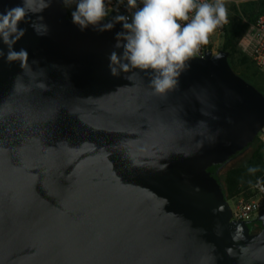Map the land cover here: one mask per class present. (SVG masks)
Segmentation results:
<instances>
[{"label": "water", "instance_id": "water-1", "mask_svg": "<svg viewBox=\"0 0 264 264\" xmlns=\"http://www.w3.org/2000/svg\"><path fill=\"white\" fill-rule=\"evenodd\" d=\"M38 15L26 66L0 57V264H264V211L258 232L231 221L218 180L264 132L228 54L204 48L154 94L145 71L109 72L121 23L81 31L61 0Z\"/></svg>", "mask_w": 264, "mask_h": 264}, {"label": "clouds", "instance_id": "clouds-1", "mask_svg": "<svg viewBox=\"0 0 264 264\" xmlns=\"http://www.w3.org/2000/svg\"><path fill=\"white\" fill-rule=\"evenodd\" d=\"M67 7L71 0H62ZM52 0H21L20 4L0 12V42L7 46V54L0 49V57L6 62L20 61L21 68L27 64V50L16 51L14 45L25 35L21 28L26 18L37 15L36 23L30 24L38 36L48 34L47 25L38 15L51 6ZM127 0L126 7L135 9L131 17L118 14L104 22L108 16L106 0H76L71 12L72 23L81 31L90 26L94 31H111L121 23L123 31L116 33L114 49L109 54L108 69L113 77L131 69L145 71L154 94H166L178 84L181 70L193 58L201 46L209 43L210 36L228 23L225 0ZM118 11V9H117ZM38 64L39 61H33ZM135 74V73H133ZM131 79V76L126 77ZM250 167L249 173H256ZM256 187L264 191L258 180Z\"/></svg>", "mask_w": 264, "mask_h": 264}, {"label": "built area", "instance_id": "built-area-1", "mask_svg": "<svg viewBox=\"0 0 264 264\" xmlns=\"http://www.w3.org/2000/svg\"><path fill=\"white\" fill-rule=\"evenodd\" d=\"M243 3L258 2L264 0H240ZM76 0L62 8L66 12V18L71 20V12L75 10ZM108 16L105 21L112 20L115 15L123 14L131 17L135 9L126 7L127 0H106ZM140 0H137V7H141ZM118 9V11H117ZM247 27L241 35L243 51L249 57L254 67L264 75V11H262L253 21H247ZM227 24L218 28L209 38L207 45L201 46L200 51L195 56H202L204 48H209L213 54L219 53L218 47H222L223 34ZM221 52V50H220ZM261 182V179H258ZM257 180V181H258ZM257 181L247 190L228 199L231 210V221L234 222H255L261 211H264V191L256 187ZM264 187V183L261 182ZM227 200V201H228ZM231 204V205H230ZM258 232V231H257Z\"/></svg>", "mask_w": 264, "mask_h": 264}, {"label": "trees", "instance_id": "trees-1", "mask_svg": "<svg viewBox=\"0 0 264 264\" xmlns=\"http://www.w3.org/2000/svg\"><path fill=\"white\" fill-rule=\"evenodd\" d=\"M242 9H244L242 12L236 11V18L232 19L230 25L226 27L222 43V51L228 54V63L235 73H237L233 67L235 61L240 65L248 63V59L240 56L237 50L238 40L247 27V23L243 22V19L246 17L248 22L253 21L262 11H264V1L246 3ZM239 76L264 94V89L259 88L246 77L242 75ZM254 76H256V73H254ZM259 80H261V83H264V80L261 78H259ZM257 165L258 162H251L247 166L229 170L225 175V186L221 184L218 177L227 200L239 194L241 191L249 189L258 179H261V182L264 183V168H259ZM250 167H256L258 171L254 174L249 173L248 169Z\"/></svg>", "mask_w": 264, "mask_h": 264}, {"label": "rangeland", "instance_id": "rangeland-1", "mask_svg": "<svg viewBox=\"0 0 264 264\" xmlns=\"http://www.w3.org/2000/svg\"><path fill=\"white\" fill-rule=\"evenodd\" d=\"M225 4L228 9V23L226 26L228 27L230 25V22H232V19L236 18V11L242 12L244 10L242 8L244 7V5H246V3H243L240 0H225ZM62 6H63V2H62ZM243 22H247L246 17L243 19ZM216 50H219L220 52V50L222 51V47L220 46ZM237 50L240 56L246 57L248 59V63H246L245 65H240L237 61L233 63V67L235 71L237 72V74L246 77L248 80L253 82L256 86H258L261 89H264V83H261L260 82L261 80H259V78L264 80V75H262L254 67L249 57L243 51L242 44H241V37L238 40ZM254 73H256V76H254ZM251 162H258L257 166L259 168L260 167L264 168V132L259 133L255 141L253 142V144L250 147H248L243 153L231 159L228 163H226L220 169L218 173V177H219L221 184L225 186V175L229 170L247 166ZM228 203H230L229 200H228ZM249 227H250L251 232H257V231H260L261 229L260 223L257 221L249 223Z\"/></svg>", "mask_w": 264, "mask_h": 264}]
</instances>
